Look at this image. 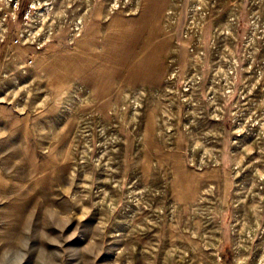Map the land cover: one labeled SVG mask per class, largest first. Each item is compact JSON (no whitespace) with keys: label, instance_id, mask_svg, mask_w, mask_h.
I'll return each mask as SVG.
<instances>
[{"label":"rangeland","instance_id":"obj_1","mask_svg":"<svg viewBox=\"0 0 264 264\" xmlns=\"http://www.w3.org/2000/svg\"><path fill=\"white\" fill-rule=\"evenodd\" d=\"M0 264H264V0H0Z\"/></svg>","mask_w":264,"mask_h":264},{"label":"bare ground","instance_id":"obj_2","mask_svg":"<svg viewBox=\"0 0 264 264\" xmlns=\"http://www.w3.org/2000/svg\"><path fill=\"white\" fill-rule=\"evenodd\" d=\"M231 4V3H230ZM226 8V7H225ZM230 11H227V13L225 14V16L227 17L229 15ZM135 62V61H134ZM136 63V62H135Z\"/></svg>","mask_w":264,"mask_h":264}]
</instances>
